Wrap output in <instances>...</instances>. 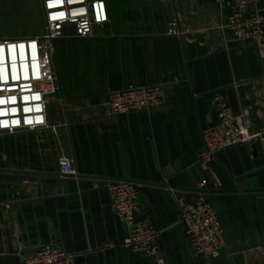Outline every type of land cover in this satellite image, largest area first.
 <instances>
[{
    "label": "crops",
    "instance_id": "1",
    "mask_svg": "<svg viewBox=\"0 0 264 264\" xmlns=\"http://www.w3.org/2000/svg\"><path fill=\"white\" fill-rule=\"evenodd\" d=\"M105 1L109 20L94 36L56 40L48 118L57 131L0 140V264L48 244L82 256L75 264H158L122 246L128 227L107 186L121 180L138 185V214L161 231L166 264H264V50L235 37L218 0ZM25 2L0 0V39L15 35L9 17L22 16ZM249 8L264 11V0ZM174 21L178 34L168 33ZM129 84L162 87L164 103L111 113L110 93ZM216 95L248 108L260 134L206 160L202 130L217 122ZM60 153L75 175L61 173ZM199 192L225 230L218 261L199 262L181 222L178 197Z\"/></svg>",
    "mask_w": 264,
    "mask_h": 264
},
{
    "label": "built area",
    "instance_id": "2",
    "mask_svg": "<svg viewBox=\"0 0 264 264\" xmlns=\"http://www.w3.org/2000/svg\"><path fill=\"white\" fill-rule=\"evenodd\" d=\"M218 1L231 9L226 26L233 31L235 37L254 42L260 50H264V16L259 10H250L251 0ZM40 2L44 13L42 34L0 39V99L6 101L0 105V113H3L0 114V125L7 122L6 126H0V133L40 128L57 131L48 118V104L57 91V73L53 66L56 40L67 36L92 37L95 35V28L109 20L105 0ZM50 4L53 6L50 7ZM54 16L58 18L53 19ZM168 33H180L177 21L170 24ZM33 44L36 45L35 49L32 48ZM36 96L39 99H35ZM164 101L165 91L160 86L129 84L110 93L108 106L111 113L128 114L159 107ZM213 106L217 122L202 130L200 156L203 159L211 160L227 147L250 143L259 136L260 133L252 131L251 112L248 108L234 111L222 95L215 96ZM24 109L31 111L25 112ZM29 120L32 122L28 123ZM58 164L63 175L76 174L74 160L68 154L60 153ZM107 186L114 212L128 227L122 246L155 259L158 264H166L161 256L159 243L161 231L143 220L136 221L139 213L138 185L121 180L111 181ZM178 203L181 222L186 227L193 254L206 262L219 259L225 246V230L206 195L199 192L194 200L181 195ZM16 231L21 233L18 223ZM21 264H75V255L58 245L48 244L24 256Z\"/></svg>",
    "mask_w": 264,
    "mask_h": 264
},
{
    "label": "rangeland",
    "instance_id": "3",
    "mask_svg": "<svg viewBox=\"0 0 264 264\" xmlns=\"http://www.w3.org/2000/svg\"><path fill=\"white\" fill-rule=\"evenodd\" d=\"M11 23L7 25L8 29H12L15 35L7 38H17L21 36L40 35L44 32V13L40 0H27L24 3V11L22 16L9 17ZM18 21V22H17ZM4 28V25L1 26ZM17 34V35H16ZM6 38V37H5ZM65 43L67 40H61ZM54 103V101H52ZM13 135L8 132L0 133V140Z\"/></svg>",
    "mask_w": 264,
    "mask_h": 264
},
{
    "label": "snow or ice",
    "instance_id": "4",
    "mask_svg": "<svg viewBox=\"0 0 264 264\" xmlns=\"http://www.w3.org/2000/svg\"><path fill=\"white\" fill-rule=\"evenodd\" d=\"M61 2H62V0H61ZM50 7H52L53 5H49ZM63 14H61V16H62ZM58 17H53V19H57ZM21 47H23V45H21ZM35 47H36V45L35 44H33L32 45V48L33 49H35ZM4 79H7V77L6 76H4L3 77ZM13 79H15V74L13 75ZM12 99L14 100L15 99V97H12ZM25 99H27V97H25ZM35 99H39V96H36L35 97ZM6 101L5 100H3V99H0V105H2V104H4ZM24 111L25 112H27V111H31V109H24ZM0 114H3V113H0ZM28 123H31L32 121L31 120H29V121H27ZM13 123H16V124H18L19 123V121H13ZM7 125V122H4L3 123V125H0V126H6Z\"/></svg>",
    "mask_w": 264,
    "mask_h": 264
},
{
    "label": "water",
    "instance_id": "5",
    "mask_svg": "<svg viewBox=\"0 0 264 264\" xmlns=\"http://www.w3.org/2000/svg\"><path fill=\"white\" fill-rule=\"evenodd\" d=\"M261 14H264V11H262L261 12ZM120 115H122V116H125L126 114H120ZM209 124H210V126H212L213 125V120L210 118L209 119ZM254 147H255V145H254ZM193 200L195 199V197L194 198H192ZM143 219H145V215L144 214H138L137 216H136V221H141V220H143ZM83 259V257L82 256H76L75 257V261L76 262H79L80 260H82ZM215 261H218V259L217 260H215ZM199 262L200 263H205V260L204 259H199Z\"/></svg>",
    "mask_w": 264,
    "mask_h": 264
}]
</instances>
